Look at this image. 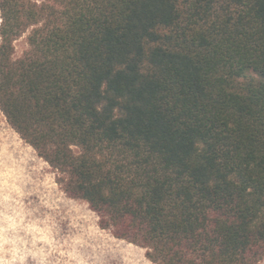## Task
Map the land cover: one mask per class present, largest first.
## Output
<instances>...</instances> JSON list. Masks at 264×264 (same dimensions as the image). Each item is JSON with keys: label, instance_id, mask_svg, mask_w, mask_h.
<instances>
[{"label": "trees", "instance_id": "1", "mask_svg": "<svg viewBox=\"0 0 264 264\" xmlns=\"http://www.w3.org/2000/svg\"><path fill=\"white\" fill-rule=\"evenodd\" d=\"M0 10V108L101 228L156 264L261 262L264 0Z\"/></svg>", "mask_w": 264, "mask_h": 264}, {"label": "rangeland", "instance_id": "2", "mask_svg": "<svg viewBox=\"0 0 264 264\" xmlns=\"http://www.w3.org/2000/svg\"><path fill=\"white\" fill-rule=\"evenodd\" d=\"M27 48L28 33L15 56ZM57 177L0 108V264H156L144 247L101 228L97 212Z\"/></svg>", "mask_w": 264, "mask_h": 264}]
</instances>
